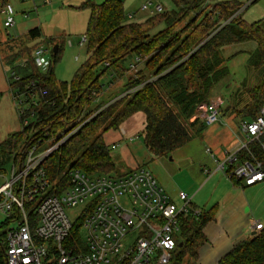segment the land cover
I'll return each instance as SVG.
<instances>
[{"label": "trees", "instance_id": "trees-1", "mask_svg": "<svg viewBox=\"0 0 264 264\" xmlns=\"http://www.w3.org/2000/svg\"><path fill=\"white\" fill-rule=\"evenodd\" d=\"M172 2L174 11L162 13L161 9L144 23H128L120 0H103L100 4L84 0L78 8L88 11L83 35L86 60L74 73L69 90L56 81L53 73V66L60 59L58 45L56 53L51 51V64L44 73L36 68L32 58L38 45L21 44L16 51L5 46L6 54L1 62L13 65L20 77V82L11 83L10 87L23 91L35 82L47 95L40 98L37 121L24 129L19 125L18 132L0 143V175L5 162L20 164L33 144L45 143L65 127L63 135H67L82 123L45 160L46 177L54 183L62 179V173L73 169L87 175L108 174L113 162L102 134L117 130L124 121L139 113L145 120L142 134L146 150L157 158L169 156L205 128L200 120L190 119L197 106L209 103L212 88L228 76L223 66L225 60L220 55L226 46L249 42L256 45L248 68L263 70L261 78L248 91L249 104L240 111L227 110L242 120L251 121L257 116L264 106V30L260 21L244 22L243 5L232 0L218 2L210 9L206 6L208 0ZM159 23L164 28L151 34ZM39 37V29L34 28L26 38ZM7 39L13 42L10 35ZM127 59L134 60V69L130 68L131 64L125 65ZM21 61L25 63L24 68L19 66ZM100 67L103 69L97 73ZM130 71L122 96L107 106L95 104L102 91V75L110 72L112 81H117ZM97 110L100 111L95 114ZM249 155L261 162L264 172V153L257 142L249 144L248 152L240 151L238 159H247ZM212 219L213 214L205 211H200L197 217L189 214L180 218V234L169 264H180L186 255L196 257L204 241L203 228ZM76 230L77 227L73 235ZM4 251L5 233H2L0 264H6ZM216 264H264V228L235 244Z\"/></svg>", "mask_w": 264, "mask_h": 264}, {"label": "built area", "instance_id": "built-area-1", "mask_svg": "<svg viewBox=\"0 0 264 264\" xmlns=\"http://www.w3.org/2000/svg\"><path fill=\"white\" fill-rule=\"evenodd\" d=\"M12 1L0 0V27L5 30L15 24ZM150 6L148 2L140 11ZM161 9L157 5L154 10ZM84 42L85 37L80 44ZM52 49L42 45L34 49L32 58L42 73L51 64ZM24 64L21 61L19 66L24 68ZM3 66L19 125L27 128L37 121L36 109L47 92L35 82L23 91L10 87L20 82V77L13 65ZM130 68L134 69L135 63ZM197 119L205 126L224 125L217 103L202 105ZM238 128L247 142L238 151L226 153L217 169L226 168L230 181L250 187L264 181L262 164L253 155L240 160L238 153L248 152L252 142H257L264 153V106L251 121H240ZM76 130L33 144L20 164L12 163L11 180L0 186V213L7 223L6 264H169L180 234V218L200 213L191 207V198L179 192V204H175L144 168L120 176L87 175L73 169L62 173L57 182H50L43 163ZM77 207L80 212L76 224L84 229L83 241L76 237L77 232L73 235L77 226L66 213ZM263 228L260 222L252 225L253 232Z\"/></svg>", "mask_w": 264, "mask_h": 264}, {"label": "rangeland", "instance_id": "rangeland-1", "mask_svg": "<svg viewBox=\"0 0 264 264\" xmlns=\"http://www.w3.org/2000/svg\"><path fill=\"white\" fill-rule=\"evenodd\" d=\"M83 1L84 0H48V3H44L42 0H30L29 2L33 3V6L28 2L22 3V0L12 1L11 5L15 11V24L8 30L0 27L1 57L6 54L5 46H9L16 51L21 44L28 47L42 45L49 49L58 45L61 50L59 55L60 59L53 66V73L56 81L65 84L69 90L73 82L74 73L86 60L85 44L80 43L86 32L88 11L78 8ZM102 1L103 0H94L96 4H100ZM222 1L225 0H208L206 6L210 9L212 5ZM232 1L238 2L246 8L242 14V20L244 22L251 24L260 21V25L264 30V0ZM148 2L151 3L148 10L140 11L141 6ZM122 5L125 19L128 23H144L148 18L156 15L154 9L157 5L162 8V13L171 12L176 9L172 0H129L126 3H122ZM24 14H27L28 17L22 18ZM182 24H184V22H182ZM36 27L40 30V37L35 40L27 39L28 31ZM163 28L164 25L159 23L152 29L151 34L157 33ZM7 34L14 38L13 42L9 43L7 41ZM255 48L256 45L249 42L226 46L220 50V55L222 59L225 60L223 66L227 68L228 76L212 88L209 103L220 104L222 119L227 124H233L232 121L234 119L236 121V118H233L234 116L231 117V114H229V112L231 113L232 111L227 110V108L231 110L234 108L237 111L242 110L246 106L245 104L250 100L248 91L255 87L258 80L261 78L263 70L248 68V60L252 57L251 55L254 53ZM129 64H134V60L127 59L125 65L129 66ZM139 67L141 68L142 64ZM102 69V67L98 68L97 73ZM3 70H6V67L3 66L0 61V143L9 135L18 132L19 129V122L9 94V86L3 75ZM131 73V71L128 72L123 78L117 81H112L110 72L102 75L100 79L102 91L95 104L99 103L107 106L111 100L113 101L122 96L124 85ZM218 99L221 103L218 102ZM204 104L197 106L190 121L199 120L197 119V112ZM102 109L103 108L100 110ZM100 110H97L95 114ZM243 121L248 122L246 119ZM144 124V116L139 113L124 121L117 130L110 129L102 134L113 162V168L108 174L120 176L134 169L144 168L153 175L155 161L158 159H165L164 157H154L146 150L143 144L142 134ZM82 125L83 123L76 129H79ZM121 127L125 130V135L121 134ZM65 129L63 128L58 135L64 133L66 131ZM111 146H114V149H111ZM165 157L167 158V156ZM169 159H171L170 156H168L167 160ZM11 169L12 164L9 162H5L2 165L3 174L0 175V186L6 181L11 180ZM79 212L80 207L66 210L67 216L72 223L74 222L75 226H77L76 221ZM6 227L5 216L0 213V234L5 232ZM76 232V237H79V239L83 241L84 229L77 226ZM203 246H206L205 241L198 247L196 257L186 255L180 264H202L203 262L199 260L200 256H202V254L200 255V251Z\"/></svg>", "mask_w": 264, "mask_h": 264}, {"label": "crops", "instance_id": "crops-1", "mask_svg": "<svg viewBox=\"0 0 264 264\" xmlns=\"http://www.w3.org/2000/svg\"><path fill=\"white\" fill-rule=\"evenodd\" d=\"M229 114L236 118L233 124L223 120L224 125L205 126L198 136L171 152V159L167 160V156L154 164L153 176L172 202L179 204L177 195L184 192L191 198L193 210L213 214L202 231L206 243L200 251L202 264H216L235 244L247 240L253 232V223L264 226V181L250 187L235 185L226 176V168L217 169L226 153L238 151L247 142L238 129L243 120ZM120 132L125 135L122 127Z\"/></svg>", "mask_w": 264, "mask_h": 264}, {"label": "water", "instance_id": "water-1", "mask_svg": "<svg viewBox=\"0 0 264 264\" xmlns=\"http://www.w3.org/2000/svg\"><path fill=\"white\" fill-rule=\"evenodd\" d=\"M56 50H57V46H54V47H53V50H52L53 53H56ZM255 233H256V232H252V233H251V236H253Z\"/></svg>", "mask_w": 264, "mask_h": 264}]
</instances>
